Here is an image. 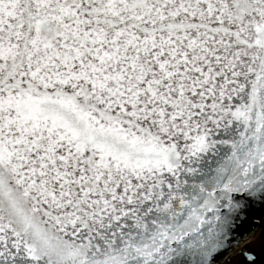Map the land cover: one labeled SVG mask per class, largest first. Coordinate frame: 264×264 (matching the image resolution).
<instances>
[{"label": "snow or ice", "instance_id": "1", "mask_svg": "<svg viewBox=\"0 0 264 264\" xmlns=\"http://www.w3.org/2000/svg\"><path fill=\"white\" fill-rule=\"evenodd\" d=\"M257 210L264 0H0V264H264Z\"/></svg>", "mask_w": 264, "mask_h": 264}, {"label": "flooded vegetation", "instance_id": "2", "mask_svg": "<svg viewBox=\"0 0 264 264\" xmlns=\"http://www.w3.org/2000/svg\"><path fill=\"white\" fill-rule=\"evenodd\" d=\"M264 213L257 210L251 214L250 220L247 223L236 229L234 243L238 242V247L228 257V259H236L239 256L241 249L248 247L255 253H259L261 246L264 245ZM227 264V260H225Z\"/></svg>", "mask_w": 264, "mask_h": 264}, {"label": "water", "instance_id": "3", "mask_svg": "<svg viewBox=\"0 0 264 264\" xmlns=\"http://www.w3.org/2000/svg\"><path fill=\"white\" fill-rule=\"evenodd\" d=\"M245 223H247V221H245L244 223L239 224V227H241V226L244 225Z\"/></svg>", "mask_w": 264, "mask_h": 264}]
</instances>
